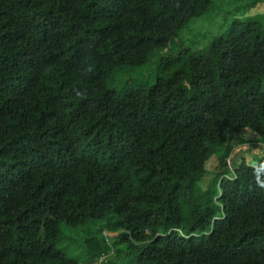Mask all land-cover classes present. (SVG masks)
<instances>
[{
    "label": "trees",
    "instance_id": "16d2710c",
    "mask_svg": "<svg viewBox=\"0 0 264 264\" xmlns=\"http://www.w3.org/2000/svg\"><path fill=\"white\" fill-rule=\"evenodd\" d=\"M212 2L0 0V264H79L58 243L89 222L122 264H264V153L205 182L220 149L264 143V24L108 87Z\"/></svg>",
    "mask_w": 264,
    "mask_h": 264
},
{
    "label": "rangeland",
    "instance_id": "374dc122",
    "mask_svg": "<svg viewBox=\"0 0 264 264\" xmlns=\"http://www.w3.org/2000/svg\"><path fill=\"white\" fill-rule=\"evenodd\" d=\"M251 19H257L264 24V0H213L209 11L193 18L168 46L155 49L145 64L130 70L125 67L124 74L113 75L108 81V87L120 89L126 83L130 85L153 84L156 81L159 65L163 60L181 51L193 52L203 49L213 41L215 36L224 32L234 20ZM242 133L249 134L248 131ZM263 153L264 143L259 137L236 141L230 154H227L225 149H220L211 156L205 182L209 181L220 169L231 168L232 160L239 154L247 163L257 164ZM115 234L106 230L101 231L95 222H89L87 231L82 232L65 225L62 231V240L58 245L66 248L70 256L79 257V264L88 262L103 264L106 260L110 262L109 264H122L127 260L128 255L116 256L117 247L112 246L110 238ZM88 249L90 254L86 253Z\"/></svg>",
    "mask_w": 264,
    "mask_h": 264
}]
</instances>
